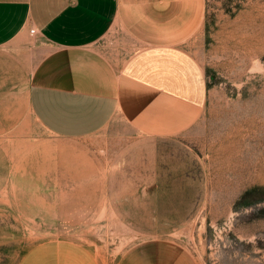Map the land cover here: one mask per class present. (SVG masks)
<instances>
[{
    "label": "rangeland",
    "instance_id": "374dc122",
    "mask_svg": "<svg viewBox=\"0 0 264 264\" xmlns=\"http://www.w3.org/2000/svg\"><path fill=\"white\" fill-rule=\"evenodd\" d=\"M108 38L95 43L103 53ZM184 46L207 83L190 125L146 135L115 116L70 138L25 96L47 44L28 34L0 46V264L50 238L100 264L156 238L200 264H264V0H204Z\"/></svg>",
    "mask_w": 264,
    "mask_h": 264
},
{
    "label": "crops",
    "instance_id": "0c3cea01",
    "mask_svg": "<svg viewBox=\"0 0 264 264\" xmlns=\"http://www.w3.org/2000/svg\"><path fill=\"white\" fill-rule=\"evenodd\" d=\"M203 14L204 0H0V46L30 27L47 44L25 96L48 131L80 137L118 116L140 133L170 135L190 125L206 100L203 69L184 46ZM104 33L106 53L95 45ZM16 264L100 262L80 242L50 238ZM114 264L200 262L156 238L124 249Z\"/></svg>",
    "mask_w": 264,
    "mask_h": 264
},
{
    "label": "built area",
    "instance_id": "2783aa9c",
    "mask_svg": "<svg viewBox=\"0 0 264 264\" xmlns=\"http://www.w3.org/2000/svg\"><path fill=\"white\" fill-rule=\"evenodd\" d=\"M28 30H29V33H30V34H34V33H35V29H34V27H30Z\"/></svg>",
    "mask_w": 264,
    "mask_h": 264
}]
</instances>
